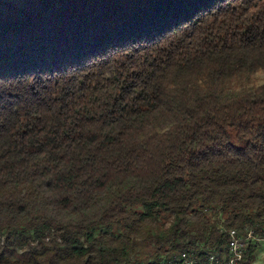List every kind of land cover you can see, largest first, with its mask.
Here are the masks:
<instances>
[{"label": "trees", "instance_id": "trees-1", "mask_svg": "<svg viewBox=\"0 0 264 264\" xmlns=\"http://www.w3.org/2000/svg\"><path fill=\"white\" fill-rule=\"evenodd\" d=\"M231 230L255 264L264 0H0V264H168Z\"/></svg>", "mask_w": 264, "mask_h": 264}, {"label": "built area", "instance_id": "built-area-1", "mask_svg": "<svg viewBox=\"0 0 264 264\" xmlns=\"http://www.w3.org/2000/svg\"><path fill=\"white\" fill-rule=\"evenodd\" d=\"M229 236L231 239V246H227L225 255L217 256L215 254H210L200 258L195 253H181L168 259V264H238L243 258L248 240L246 239V234Z\"/></svg>", "mask_w": 264, "mask_h": 264}, {"label": "rangeland", "instance_id": "rangeland-1", "mask_svg": "<svg viewBox=\"0 0 264 264\" xmlns=\"http://www.w3.org/2000/svg\"><path fill=\"white\" fill-rule=\"evenodd\" d=\"M258 78H262V76L261 77H258ZM260 80H258V79H255L253 82L254 83H258ZM255 264H264V242H261L260 244H259V249H258V251H257V259H256V261H255Z\"/></svg>", "mask_w": 264, "mask_h": 264}, {"label": "bare ground", "instance_id": "bare-ground-1", "mask_svg": "<svg viewBox=\"0 0 264 264\" xmlns=\"http://www.w3.org/2000/svg\"><path fill=\"white\" fill-rule=\"evenodd\" d=\"M228 234H229V235H233V236H240V234H238L237 231H235V230H231V231H229ZM229 235H228V236H229ZM246 239H247V240L254 239V236H253V232H252V231H248V232L246 233ZM227 246H231V239H230V236H229V240H228V244H227Z\"/></svg>", "mask_w": 264, "mask_h": 264}]
</instances>
